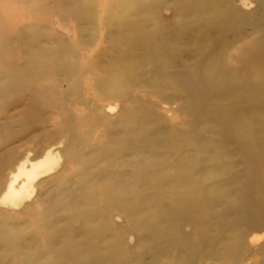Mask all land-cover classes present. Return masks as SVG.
I'll list each match as a JSON object with an SVG mask.
<instances>
[{"label": "rangeland", "instance_id": "rangeland-1", "mask_svg": "<svg viewBox=\"0 0 264 264\" xmlns=\"http://www.w3.org/2000/svg\"><path fill=\"white\" fill-rule=\"evenodd\" d=\"M246 1L223 0L229 19L243 22L241 36L234 28L226 34L229 55L264 35V0ZM199 2L80 0L78 20L68 5L56 6L60 0H45L44 12L0 0L12 52L0 61V199L26 157L46 169L25 203H0V264H56L70 236L98 242L103 264H264V194L261 210H237L248 176L264 183V90L252 89L253 98L242 88L200 96L168 82L180 63L204 61L194 40L216 14L194 10ZM141 36L173 43L174 67L161 74L143 39L127 53L141 68L118 60ZM68 49L77 68L32 66L33 54ZM30 102L37 115L25 113ZM233 113L251 137H232L238 115L225 116ZM116 185L134 204L119 207ZM251 235L259 241L250 244Z\"/></svg>", "mask_w": 264, "mask_h": 264}, {"label": "bare ground", "instance_id": "bare-ground-1", "mask_svg": "<svg viewBox=\"0 0 264 264\" xmlns=\"http://www.w3.org/2000/svg\"><path fill=\"white\" fill-rule=\"evenodd\" d=\"M17 1L20 4L26 5L28 7H33L38 11L44 12L47 9L45 0ZM229 3L230 2L227 3L228 8L225 7L226 2H223V0H200V2L196 5V8L194 10L201 11L204 9V11L206 10L208 12H214L216 15L214 17L215 20L211 22L212 24L210 28L203 29L200 33V36H198L197 39L194 40V45L197 47H201H199L200 54H194V56L198 57L199 59L200 55L205 50V55L203 54L204 61L199 65L195 64L191 66L183 62L179 64V68L181 70L176 72L170 70V72L168 73V82L170 81L169 83L172 84V87L178 89L181 93L191 94L194 91L202 96L204 93H206V91H214L217 88H226L230 91L242 88L244 94L248 96L251 95V98H253L254 92H251L252 89H256L258 90V92L264 90V35H262L258 40L246 42L245 45L236 50L237 52H235L234 55H229L228 51L230 45L228 42L229 39L226 35L227 32L233 30L234 28V36H241L242 34L240 32L243 28V22L239 23L235 22L233 19H229L230 15L233 12V9L229 7ZM79 4L80 0H60V3L56 6L68 5V13L73 14L79 20L81 16V13L77 9V6H79ZM240 4L242 6H247V1L240 0ZM220 11H222V14H220ZM240 20L242 21V19ZM235 23L237 25H234ZM261 27L264 28L263 26ZM187 28H189V26L183 25V27H181L180 29V32H177L178 34L175 37L176 39H173L174 41L172 40V42H176L175 40H178L183 34H185ZM9 34V28L4 25V22L0 17V61L2 60L3 56L10 57L12 54L10 47L6 42ZM219 34H221L220 38L217 37L213 44H209V40L215 38L216 35ZM162 35L163 37L165 36L164 34ZM162 35H160V37H162ZM156 39L158 38L156 37L154 42L151 40V38H145L144 36H141V38L138 37L137 39H135V41L130 39V41L126 44V51L124 50V53L122 51L119 52L120 58H118V60L121 59L123 62H125L126 59L131 58L130 62L133 63L132 69L139 65L141 68L142 62L138 61L139 57L127 53H131L136 49H141L138 43H140L141 40L146 41V44H144V46H146L147 48L146 50L150 51L153 54V59H155V61L162 65V67H159V70L161 74H165L168 66L174 67L172 59L167 54L168 52H170L173 43L172 45H168L167 43H162V41L164 40H161V43L159 45H156L154 44L157 41ZM170 39L171 38H168V40ZM73 57L74 55L70 53V49L64 51L62 50L60 51V53H56L53 56H43L42 54L37 53L33 54L32 56V66L35 68H37L38 65L40 67H47L51 63V65L54 64V66L58 65L62 68L64 67L67 69L72 67L77 68V65L72 62ZM67 66H69V68ZM228 97L237 98L239 96L231 95ZM32 108L34 110L36 109V111H32ZM39 112L40 110L36 107L35 102H30L28 109L25 111L28 116L37 115V113ZM236 115H238V117L236 119L234 118L235 120L231 119ZM239 115L240 113H233L231 114V116H225L226 121L229 122V120L231 119L230 125L232 126V137L234 136L233 138L237 139L241 137L249 138L251 137L253 132L250 128L251 126H249L248 124L244 125L245 123H243V121L241 122V120H238ZM137 119L139 118L135 117L134 122H137ZM7 127L5 126L3 128V132L8 129ZM4 144L5 143L1 138L0 146H4ZM69 144H71V142ZM50 153L46 154L47 157H52V154ZM7 154L10 155V152H7ZM3 160L4 159L2 157L0 159V168L1 165H3ZM39 166H41L40 162H38V164L33 163V160L30 158V156L26 157L19 168V172L17 174H11L8 182V179L6 180L5 186L3 188L4 194L0 199V203L6 205L7 203L11 202L18 203V200H20L22 204L25 203V200H28L29 195L31 194L34 180L38 175L42 174L46 170H42V168H39ZM23 177H25L26 179L24 182L21 180ZM248 177L249 178H247V180L242 183V189H244L242 191L243 197L238 200L237 210L240 213H246L250 215V213L253 214L254 212L262 209L261 203L264 194V183L259 180H257L256 182L257 177L251 174ZM16 185H19L18 189H16ZM111 188L106 189L105 191L108 192V190H111ZM113 189H116L117 195L123 198V200L118 203L119 207H125L127 205L134 204L124 198L123 192L120 190V186L118 187L116 185ZM130 208L132 209V213L138 214L137 203H135V206ZM89 222V219H87L86 224L92 225L89 224ZM242 238L243 237H240L239 240L241 241ZM257 238L258 237L255 238L254 236H252L248 241L250 242V244H253V242L258 240ZM85 239L87 242L84 240L82 243L76 242V240L72 236L66 238V240L64 239L62 242L64 243V245L60 249V255L55 260L56 264H103L104 257L100 256V252L103 251H100V249L97 248L98 242L94 243L92 240L88 242L87 237H85Z\"/></svg>", "mask_w": 264, "mask_h": 264}]
</instances>
